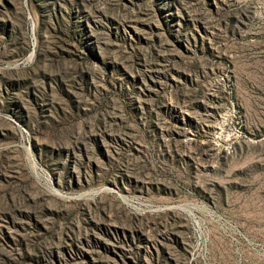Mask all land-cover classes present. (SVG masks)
<instances>
[{
  "label": "rangeland",
  "instance_id": "rangeland-1",
  "mask_svg": "<svg viewBox=\"0 0 264 264\" xmlns=\"http://www.w3.org/2000/svg\"><path fill=\"white\" fill-rule=\"evenodd\" d=\"M0 264H264V0H0Z\"/></svg>",
  "mask_w": 264,
  "mask_h": 264
}]
</instances>
